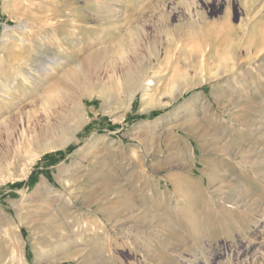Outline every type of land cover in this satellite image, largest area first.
Segmentation results:
<instances>
[{
	"label": "rangeland",
	"instance_id": "1",
	"mask_svg": "<svg viewBox=\"0 0 264 264\" xmlns=\"http://www.w3.org/2000/svg\"><path fill=\"white\" fill-rule=\"evenodd\" d=\"M171 33H175L174 48L168 42ZM152 36L159 42L157 54L147 56L148 80L140 83L129 110L122 112L130 84L124 71L127 66L134 69L136 63L130 50L118 55L117 43L127 46L132 38L143 49ZM263 43L264 0H0L3 264H166L156 262L155 252L138 251L135 243H147L151 251L166 253L173 260L180 254L192 259L201 249L197 264H264V174L257 177L263 169L257 165L260 158L254 154L247 163L239 164L238 158L227 154L241 137H246L245 147L250 145L248 125L264 111ZM98 53L105 57L88 63ZM33 61L36 68L46 69H28ZM81 63L88 75L75 87L65 74ZM23 68L29 70L32 81L24 80ZM62 75L66 76L63 80ZM61 80L66 83L61 85ZM88 89L91 96L83 95L77 103L87 114L77 140L34 156L37 147L29 143L28 136L46 131L47 140L40 143L61 138L62 127L75 121L72 113L78 105L72 99ZM3 91L13 99L6 98ZM104 97L108 101L105 107ZM144 100L154 106L142 110ZM152 111L157 114L145 116ZM191 117L194 119L189 121ZM239 123L242 126L237 131ZM108 124L114 129L109 130ZM168 124L180 127L175 129L180 144H173V132L164 130ZM86 125L90 129L84 130ZM230 133L232 138H228ZM92 137L84 152H97L93 163L75 154ZM258 142L264 146L263 139ZM69 145L71 151L48 165L53 152L65 151ZM46 166L49 178L39 173L33 185L10 186L26 182L33 170L42 171ZM64 173L72 174L76 186L69 213L81 224L100 218L103 223L94 231L90 224L80 227L77 221L74 228L80 229V244L72 247V255L78 258L58 261L54 249L60 231L68 225L57 219L68 211L61 207L49 212V205L42 202L46 197L38 195L37 187L41 182L60 187L59 177ZM150 181L167 197L152 212L159 219L149 232L135 234L129 215L117 222L102 215L101 208L108 204L104 198L119 194L123 201L114 205L128 209L130 196L144 194ZM221 183L224 200L213 189ZM188 187L191 192L186 195ZM235 196L238 204L249 199L248 205L260 207L243 211L242 205L229 203ZM21 199L24 206L16 208L14 202ZM135 207L134 214L145 212L143 201ZM138 221L139 227L144 221ZM15 223H19L17 230ZM124 224L129 226L127 233L122 232ZM43 231L46 238H40ZM36 238L45 243L41 250ZM71 240L72 236L63 246Z\"/></svg>",
	"mask_w": 264,
	"mask_h": 264
},
{
	"label": "bare ground",
	"instance_id": "2",
	"mask_svg": "<svg viewBox=\"0 0 264 264\" xmlns=\"http://www.w3.org/2000/svg\"><path fill=\"white\" fill-rule=\"evenodd\" d=\"M246 2H251L253 0H245ZM102 2V1H101ZM102 9V8H101ZM104 10L107 9V11H109V8H103ZM102 9V10H103ZM106 11V10H105ZM139 11V10H138ZM134 13V12H133ZM132 13V14H133ZM136 13V11H135ZM138 14V13H137ZM133 16L136 17V14H134ZM137 18V17H136ZM129 19V18H128ZM164 24V23H163ZM43 25V24H42ZM50 25V24H49ZM163 26V25H162ZM53 28V27H52ZM157 28H160V26H158ZM57 29V28H56ZM136 29H134L135 31ZM134 33H136L137 35V31H135ZM175 33H171V37L169 38L168 42L173 46V48L175 47ZM132 38L129 39V43L127 46H124L125 43H121V42H118L117 43V47L119 48L118 49V55H121L123 56V53L125 52V50H130L133 54V60L135 61L136 63V66L134 69H128V66L126 67L125 71H124V79L125 81L127 82V84H129V86L126 88L125 90V98L124 100L122 101L123 102V106L122 108H120L122 112H125L127 110H129L131 104H132V101H133V98H134V95L136 94V92L139 90V88L141 87L140 83H142L143 81H147L148 79H146L145 77V73H146V60H147V56H148V53H153L155 54L156 53V46L158 44V37L157 36H152V38L146 40V44L148 43V46L144 45L142 46L143 49L138 48V43L135 42V40H133ZM23 41V40H22ZM264 44V43H263ZM263 45L260 46V48H262ZM172 48V47H171ZM139 49H141V51H138ZM146 53H145V51ZM103 54V53H102ZM157 54V53H156ZM105 57V55H101L100 53H98L97 55H94V56H89L88 57V63L91 62V63H97V61H99L100 58ZM156 56V55H155ZM121 58V57H120ZM17 59V58H16ZM26 59V58H25ZM38 59V58H37ZM47 59V58H46ZM40 60V59H39ZM87 60V59H86ZM47 61V60H46ZM28 62V61H27ZM42 62V61H41ZM40 62V63H41ZM51 62H53L51 60ZM56 62V59L55 61ZM32 63V62H31ZM129 63V62H128ZM30 64V63H29ZM34 64V61L32 63V65H30L31 67L28 68V69H33L34 71H43L45 70L46 68L45 67H41L40 69L39 68H36V66H33ZM38 64V63H37ZM46 64V63H45ZM82 64V63H81ZM84 64L80 65L78 68H72V69H69V73L68 75L65 74L66 76H63L62 77V80L64 77H66L65 79L67 80V78H69L70 82L73 83V86H79L80 85V82L82 81V78H85L87 77V73H86V70H85V67L83 66ZM43 66V65H42ZM48 66V65H47ZM46 66V67H47ZM20 67V66H19ZM28 67V66H27ZM34 67V68H33ZM17 68V67H16ZM48 69V68H47ZM22 74L24 75V80H26L27 82L29 81H32L30 79V75H28L29 73V70L27 69H22L21 70ZM18 73V72H17ZM21 74V73H20ZM21 78V77H20ZM35 80V79H34ZM61 80V85H64L65 83ZM65 81V80H64ZM69 82V81H67ZM199 82V81H198ZM34 83V82H33ZM186 83V82H185ZM82 84V83H81ZM187 85V84H186ZM2 90V89H1ZM0 90V91H1ZM82 90V89H81ZM173 90V89H172ZM91 91H89L88 89V92H86L85 90L82 91L80 94L77 95V97H74V99H72V103L78 105V100L79 98H81L83 95L84 96H88L90 97L91 96ZM178 93H179V89H178ZM10 93L9 92H6V91H3V95L8 98V99H13L12 97H10L9 95ZM171 96H172V93H170ZM175 96V95H174ZM102 98V97H101ZM105 98V97H104ZM104 103H103V107L106 106V104H108V101L106 100H103ZM144 103V106L142 107V110H148L150 108H152L154 105H152L150 103V101H146L144 100L143 101ZM5 108V106H4ZM72 109V108H71ZM3 110L1 109V106H0V111ZM74 113V114H73ZM73 113H72V117H75V121L74 123L70 124L68 122V124H66L64 127H62V137L59 138L58 140H52L50 142H46V143H43V140H42V143H40L39 141L41 139H46L48 135H46V131H44L43 133H41L40 135H29L28 136V141L30 144H34L35 147H37L35 149V154L32 152V154H34V156H37L38 154H41L42 152L46 151V150H53V149H59V148H63L65 146H67L69 143H71V141L73 140H77V136H76V133L77 131L82 127V125L87 121V114H85V112L83 113L82 109L79 108V105L78 107L76 106L75 107V111L73 110ZM263 114H261L257 119L256 117L254 118V123L252 124H249L248 125V129L250 130L251 134H250V139H249V142H250V145L248 147H245L242 143L245 141V138H240L238 139V142H236V146L234 147V150L228 152L227 154H229L230 156L232 157H236L238 158L239 160H237L239 164L241 163H247L248 161L246 159H250L254 154L258 155V157L260 158L257 162V165L262 167L263 169L260 170V172L257 174V177L259 176L260 177V174H264V146H259L258 145V140L260 139H263L264 140V111L262 112ZM191 116H192V113H191ZM193 117H191L190 119L188 118V120H193L192 119ZM241 119V118H240ZM252 119V118H251ZM188 120L186 122H188ZM235 120V119H234ZM237 120V119H236ZM253 120V119H252ZM184 122V123H186ZM239 122V121H238ZM166 124V123H165ZM178 124V123H176ZM179 125V124H178ZM240 125L242 126V123H239V125H237V127L235 128L237 131L238 129H240ZM246 125V123H245ZM236 126V125H235ZM247 126V125H246ZM240 127V128H239ZM180 127L179 126H175V124H168V126L164 129V130H169L171 132H173V140H172V143L173 144H180L179 143V139H178V132H175V129H179ZM184 127L182 126V129ZM4 129V127H3ZM186 130H188L187 127H185ZM189 131V130H188ZM248 131V130H247ZM153 132V131H152ZM151 132V133H152ZM234 132V131H233ZM162 133V131L160 132ZM158 133L157 135L161 136V134ZM176 133V134H175ZM238 133V132H237ZM249 133V132H248ZM185 134V133H184ZM239 134V133H238ZM246 134V133H244ZM147 135V134H146ZM176 135V136H175ZM186 135V134H185ZM59 136V135H58ZM149 136V135H148ZM233 133H230L228 134V138H232ZM60 137V136H59ZM154 137V136H152ZM58 138V137H57ZM175 138V139H174ZM235 138V137H233ZM94 139V137H92L89 142H87L83 147H80L78 150L75 151V154H81V157L85 158V159H88V161L90 162H95V156L94 154L96 155L97 152H95V150H92V151H89V152H84V150L89 147L90 144H92V140ZM47 140V139H46ZM237 139H235L236 141ZM229 141V140H228ZM233 141V140H231ZM234 142V141H233ZM28 143V142H27ZM224 143V142H223ZM226 143V142H225ZM234 144V143H233ZM225 146V145H224ZM34 147V148H35ZM184 148V147H183ZM152 154V153H151ZM39 156V155H38ZM253 159V158H252ZM31 161V160H30ZM241 162V163H240ZM192 164V163H191ZM248 167H250V165L247 164ZM191 167V166H190ZM242 169V168H241ZM245 169V168H244ZM243 169V170H244ZM242 170V171H243ZM189 177V176H188ZM186 177L185 179H183L184 181V184H187L186 183V179L188 178ZM256 177V176H255ZM262 177V176H261ZM264 178V177H262ZM189 179V178H188ZM103 180V179H102ZM169 181V180H168ZM209 183H212V180L209 179ZM59 184H60V187H53L51 186L50 184L46 183V182H41L38 187H37V193L39 196H42L43 198L46 197L45 200H43L42 202H44L45 204L49 205V206H46L47 209L49 210V212H52L54 213L55 211H57L59 208L63 207L64 208V212L68 211V214L64 215L61 219L60 217L58 216V219L57 221L62 224V223H66L67 222V225H68V228H65V229H62L60 231V237H59V242L57 243L58 244V248L54 249L56 250V254H57V260L60 261L62 259H71V258H76L75 255H72L74 253V250L72 247L74 246H77L79 245V241L78 239L80 238V229H75L74 228V225L77 223L81 224L77 218V216L75 214H70V210L72 208V204H71V195L74 194V192L76 191V186L75 184L73 183V176L71 173H64L63 175H61L59 177ZM169 185V184H168ZM222 185V183L217 186L216 188H213L215 189V191L217 192V198L220 199V200H224L225 197H224V191H221V189H219ZM243 187V186H242ZM157 184L153 181H150L147 186H146V190H144V194L142 195H138L136 194V192H134L132 194V196H130V208H124L123 207H118V206H115L114 204L116 203H120L121 201H123L121 199V197H119V194L116 195H113L112 197H108V198H104L107 200L108 204L103 206L101 208V211H102V215L110 222L112 221L113 219H118V220H115V222L117 221H120L122 219H125L127 218V215H129L128 217H131V228H132V231L135 232V234H137L138 232L140 233H143L145 232L147 229H148V232H149V229L151 227H154L156 226V223L154 224V222L159 219L158 216L159 214H153L155 211H157V206L158 205H162V202L163 200L167 197L163 196L164 194L161 193V192H158L157 191ZM179 189V188H178ZM218 189V190H217ZM182 190V189H181ZM186 192H191L190 188L188 187L187 190L185 191ZM127 194V193H125ZM131 192H129L128 195H130ZM110 195V194H108ZM186 195H188V193H186ZM107 196V195H106ZM124 196V195H123ZM48 197H50L48 199ZM238 196H235L234 198H230L229 199V203L231 205H235V207H238L240 205L243 206V211H246V210H254V209H259L260 205H255V206H250L247 204L248 200H244L242 204H238ZM103 200V199H102ZM205 200V199H203ZM53 201V202H52ZM141 201H143L144 203V208H145V212L143 214H139V212L135 213L134 214V211L137 210V208L135 207V205L138 203H140ZM201 201V200H200ZM52 202V203H51ZM205 201H203L204 203ZM217 202V201H216ZM221 202V201H220ZM23 203V199H21L19 202H14V206L16 208H22L24 205L22 204ZM26 203V202H25ZM31 205V204H30ZM44 205V204H43ZM41 206V205H39ZM121 206V205H120ZM134 206V207H133ZM138 206V205H137ZM168 206V205H167ZM230 206V205H229ZM27 207V206H26ZM44 207V206H43ZM168 208V207H167ZM41 209V208H40ZM175 209V208H174ZM238 209V208H237ZM242 210V209H241ZM143 211V210H142ZM63 212V213H64ZM153 212V213H152ZM16 217L18 218L20 224L21 223V217L19 215L18 212H16ZM62 213V214H63ZM67 213V212H66ZM21 214V213H20ZM61 214V213H60ZM22 215V214H21ZM66 217L67 218H71L72 219V223L71 221H67L66 220ZM139 218H143V221L144 222H140V226L142 227H138L136 226V222L138 221ZM13 219V218H12ZM177 219V217H176ZM40 221V219H39ZM43 221V218L42 220ZM45 221V220H44ZM141 221V220H140ZM139 222V221H138ZM41 223V222H40ZM101 223L102 222V219H96L94 220L93 222H90L89 224L91 225L90 228H92L94 231H98L100 230L102 227H101ZM19 224V223H18ZM15 223V228L16 230L19 228V225ZM70 224V225H69ZM88 222H82V224L80 225V227H84V226H88L89 225ZM40 225V224H39ZM13 226V224H12ZM136 226V227H135ZM36 227V226H35ZM34 227V228H35ZM56 228H59V224H56L55 225ZM67 227V226H66ZM129 226H126L125 224L123 225V227L121 228H124L122 229V232L123 233H127L129 231L128 229ZM13 229V228H12ZM105 229V228H104ZM125 230V231H124ZM15 231V230H14ZM45 231V230H44ZM44 231L42 232V236L40 238H46V235L44 234ZM100 232V231H99ZM107 232V231H106ZM94 234V233H93ZM96 234V233H95ZM134 233L132 234V236L134 237L135 235ZM48 235V234H47ZM50 236V235H49ZM72 236V240L71 242L67 245V246H63V242H68L70 237ZM48 237V236H47ZM156 237V236H154ZM136 237H134L133 239H135ZM158 238V236H157ZM164 238V237H163ZM160 239V238H159ZM105 240V237L104 239ZM161 241V239H160ZM35 242L36 244L41 247L40 250L42 249V247H45V243L41 240L38 241V239L36 238L35 239ZM135 243L134 247H136V249L138 251H143L144 253H152V252H155L156 256H158L157 258V261L156 262H162V263H166V264H197V260H196V254H202V250L201 249H198V253H195V255L192 257V259H189V258H186V257H183V255H177V258H175V260L172 259V257L166 253H159L157 250L156 251H151V249L148 247V244L147 243H144L143 245H138ZM165 246V245H164ZM180 246L178 244H176V249H178ZM170 248V247H169ZM167 249V248H166ZM129 251H131V248L129 247L128 248ZM39 252V251H38ZM39 254V253H38ZM22 255V254H20ZM19 255V256H20ZM75 256V257H74ZM149 256V255H147ZM6 257V256H5ZM21 257V256H20ZM19 257V258H20ZM21 259V258H20ZM3 260H1L0 258V264H3L2 262ZM22 261V260H21ZM56 261V259H55ZM5 263V262H4Z\"/></svg>",
	"mask_w": 264,
	"mask_h": 264
},
{
	"label": "trees",
	"instance_id": "3",
	"mask_svg": "<svg viewBox=\"0 0 264 264\" xmlns=\"http://www.w3.org/2000/svg\"><path fill=\"white\" fill-rule=\"evenodd\" d=\"M152 114H157V112H155V111H152V112H150L148 115H145L146 117L148 116L149 117V115H152ZM144 115H140L139 117H141V118H143V117H145ZM138 117V118H139ZM127 118H129V117H127ZM91 126V125H90ZM90 126L89 125H86L85 127H84V130H86V129H90ZM107 127H108V129L109 130H112V129H114L113 127H115L114 125H107ZM71 149H72V145H69L67 148H66V150L65 151H62V150H58V151H55V152H53L52 154V156H53V160H50L49 162V164L48 165H51V164H53V163H56V162H58V161H60L64 156H65V153L66 152H69V151H71ZM49 156V155H48ZM52 161V162H51ZM39 173H42L46 178H49L50 177V175H49V170L47 169V166L45 167V168H42V171H32L30 174H29V176H28V179L26 180V182H14L13 184H11L10 186H12V187H16V188H19V187H21L22 185H24V184H27V185H33L35 182H36V180H37V177H38V175H39Z\"/></svg>",
	"mask_w": 264,
	"mask_h": 264
}]
</instances>
